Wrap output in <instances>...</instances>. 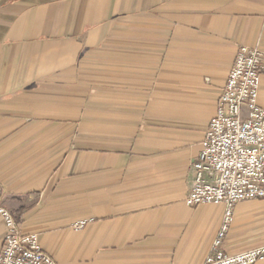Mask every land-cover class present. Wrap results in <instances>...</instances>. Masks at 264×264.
Listing matches in <instances>:
<instances>
[{
  "label": "crops",
  "instance_id": "obj_1",
  "mask_svg": "<svg viewBox=\"0 0 264 264\" xmlns=\"http://www.w3.org/2000/svg\"><path fill=\"white\" fill-rule=\"evenodd\" d=\"M243 45L264 0H0V207L58 264H202L225 207L187 204L191 164ZM263 244L238 203L223 249Z\"/></svg>",
  "mask_w": 264,
  "mask_h": 264
},
{
  "label": "built area",
  "instance_id": "obj_2",
  "mask_svg": "<svg viewBox=\"0 0 264 264\" xmlns=\"http://www.w3.org/2000/svg\"><path fill=\"white\" fill-rule=\"evenodd\" d=\"M264 52L258 46H241L218 100L196 160L191 164L190 206L224 205V217L202 264H256L264 258V244L231 254L222 245L234 221V207L264 199V107L259 104ZM7 231L0 264H58L40 244L36 232H26L11 211L0 207ZM95 218L80 219L75 230Z\"/></svg>",
  "mask_w": 264,
  "mask_h": 264
}]
</instances>
